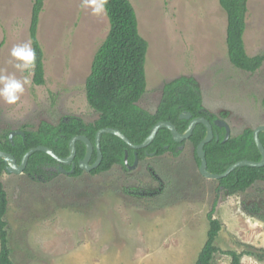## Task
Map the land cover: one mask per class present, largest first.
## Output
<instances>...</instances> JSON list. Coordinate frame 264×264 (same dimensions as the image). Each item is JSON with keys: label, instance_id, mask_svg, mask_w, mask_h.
Instances as JSON below:
<instances>
[{"label": "rangeland", "instance_id": "obj_1", "mask_svg": "<svg viewBox=\"0 0 264 264\" xmlns=\"http://www.w3.org/2000/svg\"><path fill=\"white\" fill-rule=\"evenodd\" d=\"M147 41L146 90L137 102L153 112L164 83L190 76L203 108L230 127V136L264 125V60L255 72L234 67L225 43L226 14L218 0H131ZM81 0H44L37 38L44 82L16 72L9 51L30 41L32 0H0V69L31 84L16 105L0 100V135L57 124L70 117L92 122L85 79L109 21L81 9ZM249 55H264V0H247L243 34ZM176 155H148L135 168L114 165L48 181L6 171L11 259L16 264H194L205 242L207 213L221 222L212 264H228L223 250L264 248V181L228 194L199 171L195 147ZM253 255L244 254L241 264Z\"/></svg>", "mask_w": 264, "mask_h": 264}, {"label": "trees", "instance_id": "obj_2", "mask_svg": "<svg viewBox=\"0 0 264 264\" xmlns=\"http://www.w3.org/2000/svg\"><path fill=\"white\" fill-rule=\"evenodd\" d=\"M226 14L225 43L229 62L236 68L246 72H255L261 67L263 54L249 55L246 52L243 34L246 27L247 0H218ZM44 0H32L29 23V38L36 53V65L33 71V82H44V55L37 38L39 16L43 10ZM107 17L109 30L97 48L91 62L90 72L85 79V95L87 103L98 112L92 122H84L78 117H70L53 125L42 122L37 129H23L24 135L9 132L0 135V149L13 154L20 163L24 153L31 147L44 145L60 157L69 154V140L72 136L86 135L94 144L95 133L102 127L118 128L133 143H141L150 133L152 126L159 120L170 121L178 132H184L189 119L181 118L182 112H190L192 117L204 116L211 123L215 136L204 144L207 169L213 173L223 172L232 163L241 159L258 161L261 154L253 140V130L244 129L241 133L224 140L225 129L214 123L216 115L207 112L201 103V95L197 84L190 76H178L166 83L156 109L150 112L138 105V101L146 90L145 60L147 41L138 29V19L131 0H108ZM206 133L204 124L198 123L190 137L181 142L173 139L170 130L162 127L154 139L144 148L132 149L116 135L103 133L100 139L102 157L92 174L108 171L114 165L126 167L124 157L127 152L128 163L135 158L143 160L148 154L163 155L167 152L176 155L180 147L190 142L195 147ZM218 136V139L216 138ZM264 146V132L259 134ZM76 154L73 162L74 171L68 175L76 177L83 173L78 165L85 155L82 141L75 143ZM97 152L94 151L90 162H94ZM66 170L71 164H60L43 151L32 153L23 172L34 180L48 181L60 174L59 166ZM7 164L0 158V264H16L11 259L7 223L4 216L7 212L8 199L1 177L6 172ZM257 181H264V165L260 167L240 166L227 176L217 179L218 188L228 194L245 191ZM215 202L207 213L208 230L194 264H212L214 253L219 251L215 245L216 237L221 229V222L213 216ZM230 256L228 264H241L244 254L264 260V248L255 252L244 250H223Z\"/></svg>", "mask_w": 264, "mask_h": 264}, {"label": "water", "instance_id": "obj_3", "mask_svg": "<svg viewBox=\"0 0 264 264\" xmlns=\"http://www.w3.org/2000/svg\"><path fill=\"white\" fill-rule=\"evenodd\" d=\"M180 117L189 119L188 126L184 132H178L174 124L170 121L159 120L152 126L151 131L148 134V136L141 143H138V144L133 143L118 128L102 127V128H99L95 133L94 144L86 135L78 134V135L72 136L69 140V154L66 157H60L58 154L54 152V150H52L51 148L47 146L38 145V146L31 147L30 149H28L22 156L20 163H17V160L13 154L7 151H3L1 149H0V158H2L7 164L6 171H10L13 173H20V172H23L24 168L26 167L28 158L32 153L36 151H43L47 153L48 155H50L52 158H54L60 164H65V165L71 164V169L69 170H66L61 165L59 166L60 173H63V172L71 173L74 171V167H75V163L73 162L74 156L76 154L75 143L76 141H82L85 145V155L82 159L79 160L78 165L81 169L85 171H91L92 169L98 166V164L100 163L101 157H102V153L100 150V139L103 133H110V134L116 135L118 138L123 140L130 148L140 149V148L146 147L154 139L158 130L162 127L168 128L173 136V139L177 142H181L190 137L194 127L198 123H202L204 124L206 128V133L203 139L196 146V154L198 158L200 159L199 171L203 176L207 178L220 179V178L227 176L231 171H233L235 168L240 167V166L260 167L264 165V146L259 137L260 132H264V125H258L256 128L253 129V140L258 148V151L261 154V158L258 161H254L250 159H241L229 165L223 172L213 173L207 169V161H206V157L204 153V144L211 141L212 138L214 137L212 123L204 116L192 117V114L190 112H182L180 114ZM214 123L217 126L223 127L225 129L224 140L228 139L230 137L229 125L224 120H221L219 118H216L214 120ZM17 134L24 135V132L22 130L10 131L9 132L10 140H12L13 136ZM216 138L218 139V136ZM94 148L97 152V156L94 162L91 163L90 160H91V156L94 151ZM127 156L128 154L126 152L125 157H124L126 167L132 168V169L135 168L139 161L138 157L135 155L133 162L129 164Z\"/></svg>", "mask_w": 264, "mask_h": 264}, {"label": "clouds", "instance_id": "obj_4", "mask_svg": "<svg viewBox=\"0 0 264 264\" xmlns=\"http://www.w3.org/2000/svg\"><path fill=\"white\" fill-rule=\"evenodd\" d=\"M108 0H81V9H90L93 17L105 16L107 14ZM9 64L19 73H32L36 65V53L32 48L31 42L14 45L9 51ZM31 84L28 77L18 79L16 75L9 74L7 69H0V100L6 105H16L24 95L25 87ZM250 264H259L252 258Z\"/></svg>", "mask_w": 264, "mask_h": 264}, {"label": "flooded vegetation", "instance_id": "obj_5", "mask_svg": "<svg viewBox=\"0 0 264 264\" xmlns=\"http://www.w3.org/2000/svg\"><path fill=\"white\" fill-rule=\"evenodd\" d=\"M214 136H215V134H214ZM216 137H217V135H216ZM148 155H150V154H148ZM148 155H147V156H148ZM147 156H146V157H147ZM138 162H139V161H138ZM67 165H69V164H67Z\"/></svg>", "mask_w": 264, "mask_h": 264}]
</instances>
